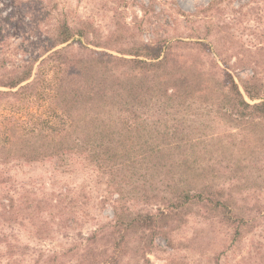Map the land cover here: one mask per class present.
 <instances>
[{
  "label": "trees",
  "instance_id": "16d2710c",
  "mask_svg": "<svg viewBox=\"0 0 264 264\" xmlns=\"http://www.w3.org/2000/svg\"><path fill=\"white\" fill-rule=\"evenodd\" d=\"M221 50L203 40L144 41L124 29L105 36L88 22L63 20L36 55L4 67L0 100L48 101L56 121L34 119L22 130L8 125L0 165L92 166L113 196L110 220L32 264H151L148 254L160 241L174 246L172 234L192 214L221 224L231 243L264 222V62L239 54L232 61ZM237 69L250 73L235 75ZM9 180L0 169V183ZM11 188L2 191L0 218L27 220L39 237L90 215L87 186L69 201L15 199ZM206 231L186 247L204 249L197 239ZM0 235L8 241L6 264H23L30 247ZM239 264H264V243Z\"/></svg>",
  "mask_w": 264,
  "mask_h": 264
},
{
  "label": "rangeland",
  "instance_id": "374dc122",
  "mask_svg": "<svg viewBox=\"0 0 264 264\" xmlns=\"http://www.w3.org/2000/svg\"><path fill=\"white\" fill-rule=\"evenodd\" d=\"M212 0H0V73L5 66H12L19 59L36 55L43 46V39L57 25L67 20L71 25L88 22L103 35L109 36L118 29L128 31L140 40L154 37L171 39L203 40L213 42L225 57L237 54L264 62V0H224L220 8L203 10ZM250 50V51H249ZM254 52V53H253ZM260 52V53H258ZM206 57L209 56L206 51ZM230 53V54H229ZM253 53V55H252ZM261 71L264 72V66ZM250 71L234 70L235 75L245 76ZM0 89H6L0 86ZM49 89V88H48ZM48 101L14 98L0 100V137L8 125L17 129L29 127L34 119L56 121ZM3 140V139H2ZM0 140V142L2 141ZM10 180L0 183V202L4 187L12 184L10 195L15 199H53L60 196L64 201L78 194L81 186H87L90 201L89 216L82 217L73 228L55 226L48 237H39L34 227L0 218V231L7 234L12 243L28 245L31 255L23 264H32L41 253L48 255L81 239L79 232L89 233L97 224L113 217V197L107 194L106 178L100 182L97 170L82 164L66 169L56 160L44 162L14 163L2 166ZM3 180H6L4 178ZM104 195L110 198L100 203ZM59 195V196H58ZM205 223L203 218L192 214L188 222L172 234L174 246L165 242L148 254L151 264H239L257 241L264 243V222L242 241L231 243L229 230L221 224ZM207 231L197 240L205 243L204 249L188 246L196 238L200 228ZM16 234V236L12 235ZM208 236V237H207ZM0 235V264H6L8 241ZM194 244V242H193ZM120 264L128 263L127 260Z\"/></svg>",
  "mask_w": 264,
  "mask_h": 264
}]
</instances>
